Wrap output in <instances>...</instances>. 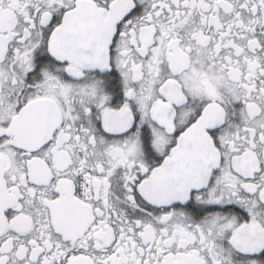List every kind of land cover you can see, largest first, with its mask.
Returning <instances> with one entry per match:
<instances>
[{"label": "snow or ice", "instance_id": "6c2138e0", "mask_svg": "<svg viewBox=\"0 0 264 264\" xmlns=\"http://www.w3.org/2000/svg\"><path fill=\"white\" fill-rule=\"evenodd\" d=\"M0 264H264V0H0Z\"/></svg>", "mask_w": 264, "mask_h": 264}]
</instances>
